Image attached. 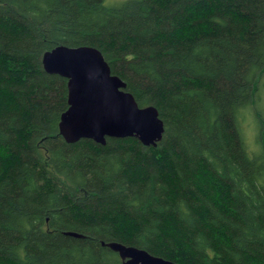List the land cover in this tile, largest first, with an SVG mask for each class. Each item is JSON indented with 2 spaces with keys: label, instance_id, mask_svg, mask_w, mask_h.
I'll list each match as a JSON object with an SVG mask.
<instances>
[{
  "label": "trees",
  "instance_id": "obj_1",
  "mask_svg": "<svg viewBox=\"0 0 264 264\" xmlns=\"http://www.w3.org/2000/svg\"><path fill=\"white\" fill-rule=\"evenodd\" d=\"M59 45L97 48L157 109L156 146L63 138L67 80L41 61ZM263 73L264 0H0V264H121L102 241L264 264Z\"/></svg>",
  "mask_w": 264,
  "mask_h": 264
},
{
  "label": "water",
  "instance_id": "obj_2",
  "mask_svg": "<svg viewBox=\"0 0 264 264\" xmlns=\"http://www.w3.org/2000/svg\"><path fill=\"white\" fill-rule=\"evenodd\" d=\"M41 61L46 72L67 80L68 107L59 122L67 142L91 139L105 144L107 137H134L145 146H156L160 141L164 126L157 109L137 104L97 48L59 45L45 51ZM101 244L116 252L121 264H179L132 245Z\"/></svg>",
  "mask_w": 264,
  "mask_h": 264
},
{
  "label": "rangeland",
  "instance_id": "obj_3",
  "mask_svg": "<svg viewBox=\"0 0 264 264\" xmlns=\"http://www.w3.org/2000/svg\"><path fill=\"white\" fill-rule=\"evenodd\" d=\"M122 0H105V4L112 5ZM258 100L256 101L255 110L260 112L261 118L264 119V73L258 78ZM256 110V111H257ZM244 136L247 148L250 152H255L258 148L257 133L259 128V120L251 115H247L244 119ZM253 148V149H252Z\"/></svg>",
  "mask_w": 264,
  "mask_h": 264
}]
</instances>
